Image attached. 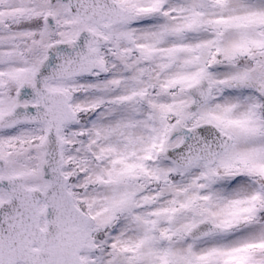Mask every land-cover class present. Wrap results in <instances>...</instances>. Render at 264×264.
<instances>
[{
  "label": "snow or ice",
  "instance_id": "6c2138e0",
  "mask_svg": "<svg viewBox=\"0 0 264 264\" xmlns=\"http://www.w3.org/2000/svg\"><path fill=\"white\" fill-rule=\"evenodd\" d=\"M0 264H264V0H0Z\"/></svg>",
  "mask_w": 264,
  "mask_h": 264
}]
</instances>
